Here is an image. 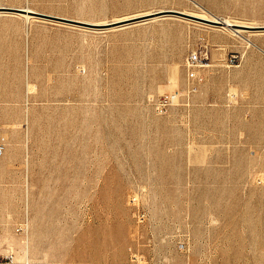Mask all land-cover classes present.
Segmentation results:
<instances>
[{
  "label": "rangeland",
  "instance_id": "rangeland-1",
  "mask_svg": "<svg viewBox=\"0 0 264 264\" xmlns=\"http://www.w3.org/2000/svg\"><path fill=\"white\" fill-rule=\"evenodd\" d=\"M0 6V264H264V0Z\"/></svg>",
  "mask_w": 264,
  "mask_h": 264
},
{
  "label": "built area",
  "instance_id": "built-area-1",
  "mask_svg": "<svg viewBox=\"0 0 264 264\" xmlns=\"http://www.w3.org/2000/svg\"><path fill=\"white\" fill-rule=\"evenodd\" d=\"M207 52L203 55L198 51H193L186 60L187 65V78L189 81L188 93L196 92L198 90V84L203 80L199 73V68L204 66V62L207 61ZM179 94H169L162 96L154 101L156 108L160 112L168 110L171 106L177 104L179 101ZM26 264H43L37 262H27Z\"/></svg>",
  "mask_w": 264,
  "mask_h": 264
},
{
  "label": "bare ground",
  "instance_id": "bare-ground-1",
  "mask_svg": "<svg viewBox=\"0 0 264 264\" xmlns=\"http://www.w3.org/2000/svg\"><path fill=\"white\" fill-rule=\"evenodd\" d=\"M1 8V7H0ZM24 9V8H23ZM26 12L23 13V15L26 17V18H29L30 16H33L31 13L32 12H36L30 8H26L25 9ZM162 11V10H160ZM156 12L158 11H155V12H149V13H145V14H141L139 16H135V17H131V18H128V19H125V20H120V21H114V22H110V23H107V24H114V23H120V22H125V23H121V24H129V23H132V22H137V21H141V20H146L148 19L146 16H149L151 14H155ZM187 14V13H185ZM191 15V14H190ZM191 16H195V15H191ZM195 17H198V18H201V19H206V20H212L213 22H218V20H221L223 21V24L224 25H217V26H221L223 28H228L229 29H232V31L236 32V33H241L242 30H244V27L245 26H252V25H244V24H238V23H235L233 22L232 20L228 19V18H222V19H219L217 18V16H213L211 18H208V17H199V16H195ZM207 23V22H206ZM107 24H103V25H107ZM208 24H212V23H208ZM95 25V24H94ZM215 25V24H213ZM245 38V37H244ZM246 40V39H245ZM248 40V39H247ZM249 43H252L250 40H248Z\"/></svg>",
  "mask_w": 264,
  "mask_h": 264
},
{
  "label": "water",
  "instance_id": "water-1",
  "mask_svg": "<svg viewBox=\"0 0 264 264\" xmlns=\"http://www.w3.org/2000/svg\"><path fill=\"white\" fill-rule=\"evenodd\" d=\"M0 10H10V11H16V12H21V13H25L26 10L23 9V8H14V7H2L0 6ZM167 13H175V14H181V15H185V16H188V17H193V18H196V19H200L204 22H207V23H212V24H215V25H224L223 24V21L221 20H218V22H213L212 20H206V19H201V18H198V17H195V16H191L190 14H185L184 12L182 11H178V10H162V11H158L156 12L155 14H151L149 16H146L148 19L149 18H152L150 16H162V15H165ZM32 15H41V16H47V17H53L52 15H48V14H43V13H39V12H32L31 13ZM121 23V22H120ZM114 24H118V23H114ZM263 26H245L244 29H252V30H255L257 28H262Z\"/></svg>",
  "mask_w": 264,
  "mask_h": 264
}]
</instances>
